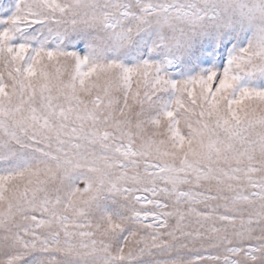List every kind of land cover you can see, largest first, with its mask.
<instances>
[{"label":"snow or ice","instance_id":"6c2138e0","mask_svg":"<svg viewBox=\"0 0 264 264\" xmlns=\"http://www.w3.org/2000/svg\"><path fill=\"white\" fill-rule=\"evenodd\" d=\"M0 264H264V0H0Z\"/></svg>","mask_w":264,"mask_h":264}]
</instances>
